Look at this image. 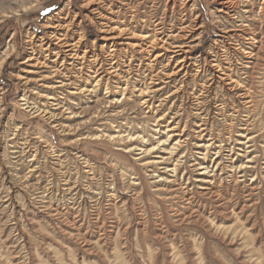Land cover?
<instances>
[{
    "label": "rangeland",
    "instance_id": "rangeland-1",
    "mask_svg": "<svg viewBox=\"0 0 264 264\" xmlns=\"http://www.w3.org/2000/svg\"><path fill=\"white\" fill-rule=\"evenodd\" d=\"M96 1L0 0V14L19 8L0 22V264H264V186L260 191L254 188L259 181L250 184L254 173L245 182L235 184L219 170L211 189H204L205 184L196 181L199 175L193 165L199 155L195 153V143L199 142L197 124L204 116L211 133L225 139L226 124L217 114V104L228 102L226 94L233 97L236 93L215 83L210 95L205 93L197 100L201 84L210 76L209 51L217 47L222 55V46L231 45V40L222 37L226 34L221 28L229 21L225 13L218 11L222 5L212 0H196L198 10H193V1L188 0H157L160 3L156 6H152L156 0H145L144 7L141 5L140 25L146 10L151 19L163 17L168 29L180 26L184 18L193 20V31L187 33H192L191 39L198 38L195 43L199 46L192 57H207L199 64L205 66L199 75V68L192 66L186 76L184 72L176 78L164 76V82L173 79L169 85L152 84L155 89L165 87L143 97L155 96L149 103L153 102V107L147 108L134 88L145 81H140L144 71L140 67L133 75L123 73L127 77L104 72L102 81L93 88L96 77L94 68L88 67L89 60L95 53L105 56L111 44L100 32L102 23L109 21L103 16L108 10ZM138 2L134 0V5ZM257 2L255 13H259L264 0ZM99 6L101 15L96 11ZM261 12L264 18V10ZM198 14L200 18H196ZM258 22L254 27L262 40L256 43L255 52L264 41V19ZM58 23L62 26L53 27ZM152 28L147 25L144 31ZM58 30L78 41L79 52L86 53L83 66H61L63 58L53 61L56 56L52 50L57 47L54 41L50 51L41 49ZM136 32L123 38L138 41L142 29ZM224 39L226 43L216 44ZM246 60L264 67V50ZM143 61L145 68L149 60ZM166 63L164 58L155 68L166 71ZM109 77L110 92L105 93ZM64 78L74 84L63 90L50 87ZM126 78L128 81H124ZM118 81L119 88L115 87ZM250 84L260 95L254 106L246 107L250 111L249 133L255 134L264 116V90L256 78ZM85 85L88 91L69 93L74 86ZM122 86H127L126 98H122ZM53 92L65 105L60 109L48 105L57 115L55 119L22 108V98L43 107L41 104L48 101L43 94ZM114 98L122 102L110 103ZM197 101L206 103L204 114L198 113ZM230 103L226 116L234 113ZM66 107L70 109L64 111ZM240 107L246 109L242 104ZM70 111L73 114L67 113ZM164 114L161 132L155 131L157 116ZM169 120L172 122L167 123ZM167 124L176 127L173 132L185 134L183 149L177 156L169 158L166 149L147 155L140 154L142 150L124 151L136 146L149 149L159 139H166L163 131ZM127 133L142 136L146 142L143 138H125L124 143L112 139L120 134L124 138ZM183 153L186 157H181ZM158 155L168 157L167 163L145 164L158 160ZM178 157L181 161L176 174L161 168L173 167ZM241 158L240 163L247 159ZM158 176L173 181H158Z\"/></svg>",
    "mask_w": 264,
    "mask_h": 264
},
{
    "label": "bare ground",
    "instance_id": "bare-ground-1",
    "mask_svg": "<svg viewBox=\"0 0 264 264\" xmlns=\"http://www.w3.org/2000/svg\"><path fill=\"white\" fill-rule=\"evenodd\" d=\"M190 1H193L192 9L198 10V7L196 6L198 2L196 0H188V3ZM212 1L214 4H221L222 8H220L218 11L225 13L229 18V21H226L228 25L222 26L223 28H221L222 32L225 33L226 35L224 36L221 35V36L227 40H231L230 41L231 45L222 46L223 49L221 50L224 53L222 55H220L219 50H216L217 47H214L209 51V54L211 55V63L209 69L210 76L208 77L207 80L203 82V84H201L202 88L200 89L201 92L198 95L197 100H200V95H203L205 93L210 95V93L213 91V85L215 83H220L222 84L225 90L230 92L236 91V93L233 96L234 98L231 97L229 94H226L227 98L225 99L228 100L229 104L225 100H222L220 103L217 104L218 107L217 114L219 116H223L222 119L225 121L226 124L225 139H221V137L218 138L215 135H213V133H211V129H209L208 127L207 118H205L203 115H202L203 118L199 116L202 119V121H200V123L197 124V126L199 127L198 130L199 142L195 143V147L198 149V151L195 153H198L199 155L193 159L194 160L193 165L196 168L195 170H197V174L199 175V178H197L196 181L205 184V186H202L204 189H211L212 184L215 182L216 171L221 170V174L229 176L230 180L234 181L235 184L245 182L247 180L248 175L254 173L250 184H254L255 182L259 181L258 186H254V188L256 190L261 191L264 186V116L260 117L259 119V122H261V127L257 130V132L255 134L249 133L251 126L249 122L250 111L247 108L254 106L257 101L256 99L260 97V95H258L257 92L258 90H256V87L250 84L252 79L256 78L258 82L261 84L260 86L262 90H264V67L259 68L260 66H258V64L254 63V61L253 62L247 61L246 58H253L254 56L257 57L260 51L264 50V46H263L264 41H263L262 44H260L261 47L259 48L258 51L259 53L255 52L256 43L258 42L260 43L262 40L261 38H260L261 40L258 39V35H259L258 33L260 32L256 31L255 24L258 21L263 22L264 18L261 16L260 13H262L261 11L264 10V2H262L260 6L259 13H255L254 8L256 5H258L257 0H212ZM96 2L100 3L102 5V8L103 6H106V9L108 10L107 14H103V12H101L100 6L96 8V11L100 15L103 14L104 17L106 16V18L108 17L109 19L107 23H102L103 25L100 27V32L105 34L102 38L110 41L111 44L109 46L110 48L108 47L109 50L105 51V56L102 55L100 57L99 54L95 53L92 56V58H90L91 60H89L91 61V63L88 65L89 69L92 70V68H94L95 70L94 77H96V80L93 84L94 87L92 86L93 88H96L99 82L102 81L104 77L101 75L104 72H106L107 74H111L112 76L119 77L120 75H123V77H127L128 75L130 76L136 70V67H140L141 69H144L143 79L140 81L141 82L143 80L145 81L142 82L140 88L137 89V85H134V88L137 92H139V96H142L141 98L142 104L146 105L147 108H152L154 103L151 102L152 104H150V106L149 103L155 96L153 95L152 99L143 98V97L150 96L152 95L151 93H156V92L159 93L165 87L162 86L155 89L154 85H160L161 83L164 84L166 83V85H169V83L173 79L164 82L163 79L164 76H166L165 78H170L171 76H175L176 78L183 72H184V76H186L190 73V69L192 66H196L199 68L197 70L195 69L197 71V75L200 74L199 72H203L205 66H199V64H201L202 61L206 62L207 57L203 58V60L192 57L193 51L199 46V43H195V40L198 38L191 39L193 37L192 33H187L188 31L189 32L193 31L192 30L194 28L193 20L189 22L188 18H184L179 23L180 26L176 27V25H173L171 29H168L167 22L163 17L157 19H151L153 17L147 15L146 13L147 10H146L144 11L145 12L144 16L145 17L148 16V18L145 19L144 17L143 19H141L143 25H140L138 21L140 20L141 15L139 14L138 11L141 5L142 6L144 5L145 0H139V2L135 5H134V0H98ZM154 3L155 4H153L152 6H156V4L160 2L156 0L154 1ZM145 7L147 9V7L149 6L145 5ZM18 9L16 7L15 8L13 7L11 8V10L3 11V12L1 9L2 13L0 14V22L3 21L4 17L10 16V12H14V11L17 12ZM185 11L188 10L185 9ZM184 15L187 16V14ZM196 18H200V15L198 14ZM112 20L114 22H112ZM147 25L153 26V28L151 29V31L147 30V32H145L144 29L146 28ZM59 26H62V24L58 23L56 25H53V27L56 28ZM139 28L142 29V33H139L140 40L127 41L128 38H123L127 34H131L132 36L136 35L137 33L136 30ZM177 30L179 31L176 32ZM225 39L220 40L219 43L216 42V44L226 43ZM52 41H54L55 44L57 45V47L54 50H52V53L56 56V58L53 61H58L60 58H63L61 66H63L64 63H68V65L72 66L73 68L78 64L82 65L86 61V53L81 54L79 52L77 48L78 41L74 42L70 40L68 38V33H62L59 32V30L53 32L50 43L48 42V46L41 47V49L50 51L52 47L51 46ZM107 45L108 43L104 44L103 46H107ZM158 50L161 51L156 53V51ZM85 52L87 51L85 50ZM240 56H242L243 58ZM231 57L232 58L236 57V58L232 60ZM161 58L167 59V63L165 64V66L167 67L166 71H164V69L158 71L157 68H155L156 65H159L163 60ZM29 59L32 60L35 59V57H30ZM143 60H149V62L146 64L147 67L145 68H143L144 67L143 63L145 62ZM135 61H139V64L134 65ZM174 61H176V64L174 67H172V63ZM1 64L3 65V63H0V66ZM33 65H37V63ZM239 65H242V67H239ZM82 66L80 68H82ZM201 67H203L202 71H201ZM56 69L57 71H60L59 68ZM168 70H171V72H169L170 73L169 75H168ZM31 71L33 70H29V72ZM123 73H126L128 75L126 74L124 75ZM110 79H111L110 77L107 79V84H106L107 91L105 93L110 92L109 90ZM124 81H128V78H126ZM56 82L57 84L50 87L60 88L61 90H63L65 86L67 87V85L69 84H74V82L71 81L70 78H64ZM117 83L118 86L115 87L119 88L120 86L119 84H121V81H118ZM127 83L125 84L127 85ZM121 88H122L121 90L123 91L122 98H126L125 91L127 89V86L124 87L122 86ZM93 90L94 89L89 88V91H93ZM177 90L178 89H175V91ZM85 91H88L86 85L74 86V90L70 91L69 93L82 94ZM174 92H172V94H174ZM262 95H264V93ZM43 97L46 100H48L41 104L43 107L37 106L35 104L36 102L34 103L30 101L31 99L29 100V98H22V100L24 101V103H22V105H24L22 108L28 109V111L35 109V111L37 110L42 113L44 112L45 115L48 114L50 115L49 118L55 119L57 115L53 113V111L48 109L49 108L48 105H50V108L55 107L53 109H60L62 107H65V105L62 104L56 92L43 94ZM118 101L119 99L114 98L111 99L109 102L110 103L122 102V100L119 102ZM197 102H198L197 109L199 110L198 113L204 114L205 111L203 110V105H206V103L201 101H197ZM230 102H232V107L230 109H232L234 113H231L230 116H226L225 110L227 106L231 104ZM236 102H238L237 105ZM240 104L244 105V107L247 108L246 109L241 108ZM68 109H70V107H66V109L64 108V111ZM67 113L73 114V111ZM165 115L166 114L157 116V119L155 120L156 122L154 124L155 126H157V130L155 131L159 130L161 132V129L159 127L160 125H162V123L160 121L164 119ZM171 122L172 120H169V122L167 123H171ZM64 127L67 126L64 125ZM164 128L165 131H163V134L165 135L166 139L163 140L159 139L157 144L152 146L151 148L148 149V148L136 146L129 148L127 147L124 151L133 152L134 150H142L140 154L146 153L147 155L150 152L157 151L158 149H160L162 152H165L166 149L167 152L165 153L170 155L169 158L177 156L179 152L183 149L182 144L185 141L183 139V136L185 134L182 132L181 134L173 132L176 129V127L171 126V124L165 125ZM182 131H184V129ZM125 138H127V141H130L143 137L137 134L136 135L128 134V136L126 135V137L124 138L123 135L121 134L112 136V139H116L118 143H124L123 141L125 140ZM143 142H146L145 138H143ZM161 145H168V147H163V149H161L160 147ZM212 154H214V157L209 158V156ZM155 157L159 159L158 160L155 159L156 160L155 162L146 161L145 164H147L148 166H152V164H156V163L159 164L167 163L168 157H164L160 155ZM181 157H186L185 153L181 154ZM241 157L247 158L246 161L240 163L239 161L242 160ZM180 158L179 157L177 158L173 167L166 165V167H161V168L165 169L166 173L173 172L176 174L180 168V161H181ZM237 162H239L240 164L236 165ZM158 177L160 178L158 181H167V183L173 181V180H169L168 178H163L161 176ZM157 190H159V188H157Z\"/></svg>",
    "mask_w": 264,
    "mask_h": 264
}]
</instances>
